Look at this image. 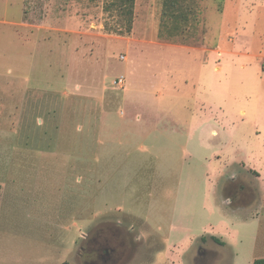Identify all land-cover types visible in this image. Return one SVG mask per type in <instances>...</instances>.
Returning a JSON list of instances; mask_svg holds the SVG:
<instances>
[{
	"label": "rangeland",
	"instance_id": "374dc122",
	"mask_svg": "<svg viewBox=\"0 0 264 264\" xmlns=\"http://www.w3.org/2000/svg\"><path fill=\"white\" fill-rule=\"evenodd\" d=\"M107 2L0 0V264L264 258V0Z\"/></svg>",
	"mask_w": 264,
	"mask_h": 264
},
{
	"label": "trees",
	"instance_id": "16d2710c",
	"mask_svg": "<svg viewBox=\"0 0 264 264\" xmlns=\"http://www.w3.org/2000/svg\"><path fill=\"white\" fill-rule=\"evenodd\" d=\"M105 5V12L112 14L117 12L120 17L125 20L126 32L130 33L133 28L134 15H135V3L136 0H107ZM184 11L182 14L181 12ZM186 14V15H185ZM179 17H183L185 20L188 17V11H186L181 5L179 0H164V9L162 14V19H172L171 34L178 35L179 29ZM189 20V18H187ZM163 28V22H162ZM163 36L162 30L160 31V37ZM2 192V186L0 185V196ZM216 240V239H214ZM253 264H264V258L254 260Z\"/></svg>",
	"mask_w": 264,
	"mask_h": 264
},
{
	"label": "flooded vegetation",
	"instance_id": "af4514ba",
	"mask_svg": "<svg viewBox=\"0 0 264 264\" xmlns=\"http://www.w3.org/2000/svg\"><path fill=\"white\" fill-rule=\"evenodd\" d=\"M117 232L111 231V235H100L99 239L94 241V245L92 246V248H94L95 251L98 252L99 258L104 264H116V261L112 258V254H114L118 247H122L124 245V242H119V233ZM104 236L108 238V241L103 238Z\"/></svg>",
	"mask_w": 264,
	"mask_h": 264
},
{
	"label": "crops",
	"instance_id": "0c3cea01",
	"mask_svg": "<svg viewBox=\"0 0 264 264\" xmlns=\"http://www.w3.org/2000/svg\"><path fill=\"white\" fill-rule=\"evenodd\" d=\"M158 36L160 37V33L158 34ZM161 37H163V36H161ZM160 37V38H161ZM233 43V44H232ZM231 44V45H230ZM236 44H237V41L236 42H234V41H232V42H230L229 43V49L228 50H223V51H221V52H223L222 54H228V53H230V54H241L242 53V51H239V50H237V47H236ZM180 50H182V51H185V52H187L189 55H192V54H196V52H200V51H202V53L201 54H197V59L200 61L199 63L201 64V66H204V65H206V64H209L210 63V60H211V51H210V49L209 48H202L201 50L200 49H197V50H194V49H192L191 51L190 50H188V47H186V46H181V48H180ZM218 50H220V49H218ZM221 54V55H222ZM220 55V56H221ZM207 56V58L205 59V57ZM208 59V60H207ZM206 60V61H205ZM241 67H244V65H241ZM217 69V68H216ZM175 76L177 77L178 76V74L176 73L175 74ZM169 77V76H168ZM164 83V82H163ZM176 83V82H175Z\"/></svg>",
	"mask_w": 264,
	"mask_h": 264
},
{
	"label": "built area",
	"instance_id": "2783aa9c",
	"mask_svg": "<svg viewBox=\"0 0 264 264\" xmlns=\"http://www.w3.org/2000/svg\"><path fill=\"white\" fill-rule=\"evenodd\" d=\"M123 83H124V78L122 76L116 79L114 82L115 85H118L120 87L123 85Z\"/></svg>",
	"mask_w": 264,
	"mask_h": 264
}]
</instances>
